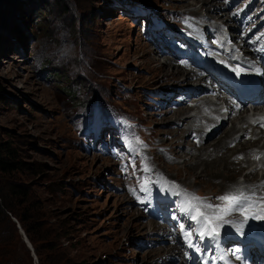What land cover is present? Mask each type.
<instances>
[{"label":"rangeland","instance_id":"374dc122","mask_svg":"<svg viewBox=\"0 0 264 264\" xmlns=\"http://www.w3.org/2000/svg\"><path fill=\"white\" fill-rule=\"evenodd\" d=\"M186 2L18 0L19 7L12 14L14 6L10 7L7 25L0 29V142H10L20 161L32 166L30 172L19 171L11 178L30 188L34 201L40 203L42 231L48 230L49 235L38 242L35 261L17 230L18 219L6 203L8 209L4 207L3 213L7 220L2 222L0 214V264H161L166 262L159 260L164 253H158L156 247L165 251L168 243L163 239L159 243L152 235L157 224L172 229L175 239L192 256L197 253L193 247L200 238L195 234V223L186 227L189 214L182 208L171 214L166 209L176 192L162 180L141 178L138 169L140 162L145 166V156L153 155L150 148L157 147L163 157L161 148L179 151V137H170L177 131L185 136L190 128L191 122L187 128H179L169 109L164 112L166 119L162 117L171 90L162 95L151 93L166 84L162 82L165 77L183 78L175 77L182 68L175 67L173 56L157 54V41L186 56L205 40L204 36H193L182 45L184 32L193 35L194 29L193 20L183 15L195 11L205 18L208 13L206 6L201 7L202 1ZM223 4L239 14L251 5V11L264 18V0L217 2ZM212 15L213 21L227 25L225 17ZM183 21L184 26L179 27ZM211 24L208 17L199 21L201 29H210ZM195 61L191 56L193 67ZM78 83L83 84L80 89ZM193 86L199 87V83ZM69 87L76 103L83 106L73 103L72 94L66 91ZM175 111L181 119L183 114ZM119 116L130 125L118 123ZM232 122L227 120L216 130L202 126L195 140L190 136L194 144L190 158H175L177 163L168 161L163 168L195 195L219 196L224 188L230 191L228 181L242 179L237 166L218 153L198 156L191 152L198 149L199 139L204 149L221 143L218 151L227 149L223 142H217L229 134ZM236 127L240 128L238 123ZM262 143L263 138L258 144ZM161 144L165 146L160 148ZM247 144L250 142L240 149L233 147V154L243 147L251 149ZM248 165L243 172L249 171ZM254 170L260 177L262 171ZM220 171L225 177H216ZM145 176L152 180L156 174L149 171ZM246 187L245 193L250 194ZM178 201L185 204V196L179 194ZM182 224L185 231L194 233L193 247L188 246ZM221 232H225L224 227ZM216 246L211 243L208 252L212 254Z\"/></svg>","mask_w":264,"mask_h":264},{"label":"bare ground","instance_id":"6f19581e","mask_svg":"<svg viewBox=\"0 0 264 264\" xmlns=\"http://www.w3.org/2000/svg\"><path fill=\"white\" fill-rule=\"evenodd\" d=\"M192 1H202L201 7L206 6L207 12H208L205 15V17L209 16L212 19H213L212 14L220 12L221 14L224 13V15H226V12L228 11V8L226 7L225 4H223L222 6L217 5V2H219V0H211V1H209V0H192ZM183 3L188 4L186 2V0H182L181 4H183ZM228 14H230V13H227V15ZM183 17H185V18L189 17V18L193 19L194 23H196V20H201V18H202L195 11L186 12L183 15ZM178 26L183 27L184 21H183V23L179 24ZM237 29H239V28L237 27ZM219 30H220V26H218L217 24H214L211 27V29H208V30L207 29L201 30L198 27V31L196 34L201 35V36L205 35L206 40L203 44H201L197 47V51L205 52L208 48H212L211 47V40L213 38H215L214 35L217 32H219ZM190 40H191V35L189 33L184 32L183 38L181 39L182 45L188 44V42ZM219 43L224 44L225 40L223 38H220ZM182 45H179V46L181 47ZM248 45H249V42H247V41H244L242 44V46H244L246 51L248 53H251L252 50L248 49ZM241 48L242 47H240V50H242ZM156 49H157V54L161 57L162 56L169 57L172 55L173 58H171V60H172V63L175 65V67L176 68H182L183 71L181 70V71L177 72L175 77L182 75L185 78L192 79L196 83H199V86L201 85V88L198 89L197 91H195L193 93H189V94H184L183 91H177V90L170 93L171 100L163 106L162 117L165 118L164 112L166 109H169V110L174 112V115H172L171 117H176L175 123H177L179 125V128H181V127L187 128V124L189 125V122H191L190 128L188 130L186 129L187 132H186L185 136H182L181 131H177L176 133H174L170 137L171 139L174 138L175 136L179 137V139L181 141V145L178 146L180 148L179 151L175 150V148H173V147H168L167 151H166V149L161 148V147L165 146L163 144H166V142H164L160 146V148L163 150V153H162L164 155V157H163V156L159 155L157 147L150 148V144H149V148H150V150L153 151V155L151 157L145 156L144 158H147V159H146V161L144 160V162L151 169V171L156 174L155 178L151 176L152 180H164V181L174 182L175 184L179 185V187H181L182 190H184V192L186 191L187 193H192V192H194V190L190 187H185V186L181 185L177 178L172 177L169 173L166 172L167 170H165L163 168V164L167 163L168 161L172 162V163H177L176 161H173V159H175V158H190L189 151H191L194 148V144H193L192 139L194 138V140H195L199 136V134L197 132L202 130V126H203L204 130H212L213 128L215 129L216 127L219 126V124L224 123V118L220 117V119L216 120L208 112V111H212L214 113L218 112L217 103L211 102L210 101L211 99H209L207 97L208 93H210L209 85L212 83V79H213L211 77L210 73H207L205 70H202V69H201V71L195 70V68H193L190 65L191 59H190L189 55L183 56V54L180 55L178 50L166 49L163 47V45L159 44L158 41H157V48ZM182 57L184 59L185 58L186 59L184 61H180V58H182ZM165 62H167V61L165 60ZM185 65H187V66H185ZM162 82L166 83L162 88L158 85L157 88L153 89V91H151V90H149V91H151V93H155L156 95H162L163 92L165 93L166 90H169L170 84L180 83V80L178 78L174 79L171 77H165V81H162ZM199 93H202L203 95L197 96ZM226 101H227L225 103L226 104V110L228 112L227 119H229L231 117V115L236 113L235 119L239 120L238 124H240L241 130L236 129L235 127H232L230 129L231 131L229 130L230 131L229 134L227 132L225 134V136L217 142V143L223 142L224 143L223 146L227 147V149H225V150L220 149L221 151H218V149L221 148L222 143L220 144L219 147H215V148L209 147L210 149H204L203 148L204 146H201V140L202 139H199L196 141V143H197L196 146H198V149L193 150L191 153H193V155H198V156H201V154L204 155V154H210V153L211 154L212 153H218V155H223L224 159H229L230 163L233 166H237L239 176L242 177V182H238V181L230 179L228 181L230 191L227 192V189L224 188L223 193H225V194L237 193V192H241V191L245 193L244 188L246 187V185L257 187V186H259V184L262 181H264V176L260 180H258L256 173H254V171H251V170L256 169V168H264V152H263L264 143H262V146H260V147L257 146L258 136H256L255 133H253V128H251L248 125V119H247V115H246L248 112V109L246 107V104L240 103V108L237 109L234 107V104L232 103L233 100L226 99ZM175 110H179V112L183 114V117L181 119L178 118V113ZM194 110H197L199 113L196 115L191 114V112ZM169 113H170V111L168 112V114ZM196 120H198V122L200 124V127H199L200 130L198 128H193V126H192V124ZM261 132L264 134V130ZM248 135H250V136L248 137ZM190 136H192V139L190 138ZM263 137H264V135H263ZM226 141H229L228 145L225 144ZM248 142H250V144H247V146L251 149L245 150L246 148L243 147V150L241 152L236 151V153L233 154V147L240 149L241 145L246 144ZM251 143L255 144V145H251ZM169 153L172 155H169ZM256 156H260L261 159L257 160L255 158ZM239 157H243V159H239ZM195 158H198V157H195ZM216 159H218V158H216ZM185 160L186 159H184V161H183L184 163H185ZM201 160H202V158H201ZM204 161H205V159H204ZM211 161L212 160H210V163H211ZM247 165H248L247 170H250V171L243 172V168ZM214 168H216V167H214ZM144 173H145V171H144ZM224 173H226V172H224ZM222 174H223V172L220 171L219 173L216 174V177H218V176L221 178L225 177V175H222ZM148 177H150V176H146V178H148ZM220 180H222V179H220ZM252 182H254V183H252ZM237 183H240V184H237ZM222 189H223V187H221V190ZM248 189H250V187L249 188L246 187V190H248ZM209 195H210V199L207 202L212 203L213 200L218 195V193H213V194H209ZM157 227H158L157 229L153 230V232L156 233L157 237L164 238V239H170L171 238V243L169 244V246H167L165 251H163L159 247H156V251L158 253H164L163 256L159 257V260L164 259V261H166V262L161 261V264H175V263H177V264H188L189 261H186V258H185L183 263H180V261H179L180 258L185 257V254H184L185 247L182 246L179 241H174L173 236H175V234H172L169 228H164L160 224H157ZM231 242H232L231 238L223 240V243L225 245H228ZM221 250H222L221 248L216 249V253H223V250H222V252H221ZM232 250L233 249L227 248L225 250L226 256L235 258V255L232 254ZM206 251H207V247H206ZM194 259H196V264H200V258L199 259L194 258ZM203 259H206V258L204 257Z\"/></svg>","mask_w":264,"mask_h":264},{"label":"snow or ice","instance_id":"6c2138e0","mask_svg":"<svg viewBox=\"0 0 264 264\" xmlns=\"http://www.w3.org/2000/svg\"><path fill=\"white\" fill-rule=\"evenodd\" d=\"M188 26L191 27L190 24ZM256 41H264V33L257 36ZM256 41L250 42L255 43ZM254 50L257 52L264 51V47H258ZM221 63H223V61H221ZM232 71L235 72L237 77H240L244 72V69L236 67L233 68ZM255 73L257 75H261V69L257 67L255 69ZM258 120L260 122V127H264V117H260ZM257 122V120L251 121L253 124H256ZM255 158L257 160L261 159L260 156H256ZM146 159L147 158H145V161ZM239 159H243V157H239ZM143 171H151L146 163ZM166 183L169 184V187L174 190L176 194H183L185 196V206L183 211L186 214H189L190 219L195 222V225L197 226L195 234L200 238V240L208 238L214 241L217 247H219L221 229L224 225H231V227L234 228L238 234L243 235L244 229L250 220L264 221V195H257L254 189L250 194L241 191L219 196L217 199L221 202V204L213 205L194 193L189 194L186 191L181 193L179 185L174 182ZM260 187H264V185H261ZM143 190L146 191V187ZM234 214H238L242 217V220L236 221L229 219V217H232ZM180 229L184 232L185 237L189 242L188 246L193 247V231H185L183 224L180 225ZM195 247L197 251H201L199 245H195ZM240 251L241 250L239 248L232 250V254L235 255L236 260H242V257L239 254ZM219 259L223 261V264H230L227 256L224 254H222Z\"/></svg>","mask_w":264,"mask_h":264},{"label":"trees","instance_id":"16d2710c","mask_svg":"<svg viewBox=\"0 0 264 264\" xmlns=\"http://www.w3.org/2000/svg\"><path fill=\"white\" fill-rule=\"evenodd\" d=\"M17 1L18 0H0V29L7 25L6 22L9 20L8 13L10 7H16H12L10 11L11 14L14 9H18L19 5H17ZM6 3H8V5H5ZM14 24L16 26V23ZM82 85L83 84H80L79 89ZM66 91L68 94H72L73 103L78 104V106H83L82 102L76 103L75 93H73L72 88L69 87V90L67 89ZM31 170H33L31 165L20 161L18 150L14 149L10 142H0V214L3 218L1 220L2 222L7 220L3 210L4 207H7L4 205L8 203L10 208L9 212L18 219L20 228L30 242L33 251L38 256V242L49 235L48 230L45 233L42 231L44 221L40 218L43 215L40 210L41 207H39L40 203L34 201L35 198L33 193L28 186L24 183L14 181L11 178L12 175L19 171L30 172Z\"/></svg>","mask_w":264,"mask_h":264},{"label":"water","instance_id":"95a60500","mask_svg":"<svg viewBox=\"0 0 264 264\" xmlns=\"http://www.w3.org/2000/svg\"><path fill=\"white\" fill-rule=\"evenodd\" d=\"M17 228L19 230L20 235L22 236L23 242L26 244L28 250L30 251L31 256L34 258L35 261H37L36 257H35V254H34V251H33V248L31 246L30 242L28 241L27 237L25 236L24 232L20 228L19 224H17Z\"/></svg>","mask_w":264,"mask_h":264}]
</instances>
